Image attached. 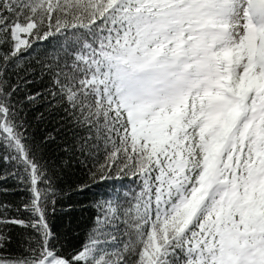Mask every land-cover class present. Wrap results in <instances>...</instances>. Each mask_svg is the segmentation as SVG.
Segmentation results:
<instances>
[{"label":"snow or ice","instance_id":"6c2138e0","mask_svg":"<svg viewBox=\"0 0 264 264\" xmlns=\"http://www.w3.org/2000/svg\"><path fill=\"white\" fill-rule=\"evenodd\" d=\"M0 264H264V0H0Z\"/></svg>","mask_w":264,"mask_h":264}]
</instances>
